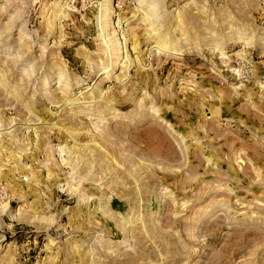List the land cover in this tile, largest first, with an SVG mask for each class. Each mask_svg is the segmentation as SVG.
<instances>
[{
  "label": "rangeland",
  "instance_id": "obj_1",
  "mask_svg": "<svg viewBox=\"0 0 264 264\" xmlns=\"http://www.w3.org/2000/svg\"><path fill=\"white\" fill-rule=\"evenodd\" d=\"M147 1L98 77L104 0H0V264H264V0Z\"/></svg>",
  "mask_w": 264,
  "mask_h": 264
},
{
  "label": "bare ground",
  "instance_id": "obj_2",
  "mask_svg": "<svg viewBox=\"0 0 264 264\" xmlns=\"http://www.w3.org/2000/svg\"><path fill=\"white\" fill-rule=\"evenodd\" d=\"M143 4H145V0H138V5L140 7L143 8ZM146 4H147V9L149 10V12L146 11V14L142 18V21H144L145 23H148V25H147V26H149L148 31H150L149 32V39L153 40V43L155 44V46L153 47V50L157 51L158 54L169 52V51L173 52L174 49L171 46L172 42L169 41L166 37H164V35H162L160 33V31H159L160 29L151 28L155 24L154 20H156V22L158 20V16H157L156 11H155L156 5H157L156 1L155 0H148L146 2ZM67 7L68 6L65 5V8H67ZM102 8H103L102 12H104V14L103 15L101 14V16H100V35H99V37H100V40L102 41V44L104 46L103 52H104V55H106L105 58L110 60V61H107L106 63H108V64H109V62H111V63L109 65H105V66L100 65V68L98 69V75H97L98 77L109 74L113 70V68L117 65V63H112V61H111L113 56H118L120 53H122V54H125V57L123 59H125L126 61L128 60L127 56H126L125 40H124V43L118 42L119 39L117 40V36H114L113 34L112 35L108 34V31H107V30H109V27L111 25V22L109 20V17L112 14L111 13V0H104V2L102 3ZM58 12H61V9L58 10L57 13ZM64 17H61V16L58 17V15H55L54 20L59 21L60 19H62ZM21 31L22 30L19 28V33H21ZM49 31L51 34L56 32L57 31L56 24L54 25V23H52V24L50 23ZM135 61L138 62V59L136 58ZM120 67H121L120 70L123 72L125 71V73H123L124 74L123 76H117L116 77L117 81H120L122 77L127 76L126 70H125V68H127V66L125 67L123 64ZM32 70H33V64H31V65L27 64V67H25L23 69V75L31 74ZM55 71L52 72L53 74L50 77H45L43 79V82H42L43 88L42 89H47L49 86H55V85H57V88H56L57 90L60 89L61 87H64V89L70 87L69 80L66 79L62 70H57L56 72ZM0 76H1V74H0ZM77 84L78 83H75V87L78 86ZM93 93L94 92H92L89 95L91 100H94V98H93L94 94ZM55 94L57 95L58 91H56ZM55 94H54V98L57 101V103L63 102V105H65V106L67 105L70 107L76 103L75 100H71L69 98H66L65 100L62 99L63 97H66V94L63 90L61 91V89H60L59 94H61V96H63L62 98H60L61 96L59 97V96H56ZM99 94H101V93H99ZM52 95H53V93H52ZM48 99H49V97H48ZM10 133H8V134H10ZM2 134H5V133L3 131H0V135H2Z\"/></svg>",
  "mask_w": 264,
  "mask_h": 264
},
{
  "label": "built area",
  "instance_id": "obj_3",
  "mask_svg": "<svg viewBox=\"0 0 264 264\" xmlns=\"http://www.w3.org/2000/svg\"><path fill=\"white\" fill-rule=\"evenodd\" d=\"M25 181H26V179L22 177V182H25ZM2 188H3L2 187V181L0 179V197L3 195Z\"/></svg>",
  "mask_w": 264,
  "mask_h": 264
}]
</instances>
